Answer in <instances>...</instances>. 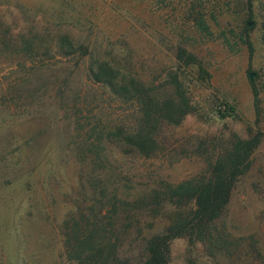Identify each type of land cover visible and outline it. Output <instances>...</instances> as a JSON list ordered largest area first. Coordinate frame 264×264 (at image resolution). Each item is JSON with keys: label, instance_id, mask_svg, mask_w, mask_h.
Wrapping results in <instances>:
<instances>
[{"label": "rangeland", "instance_id": "1", "mask_svg": "<svg viewBox=\"0 0 264 264\" xmlns=\"http://www.w3.org/2000/svg\"><path fill=\"white\" fill-rule=\"evenodd\" d=\"M179 48L197 65L179 62ZM96 62L194 111L163 121L143 155L117 135L140 125L139 107L91 79ZM258 127L264 0H0V264H78L66 233L83 215L114 225L118 264H144L147 240L177 213L153 193L208 178ZM252 160L210 235L172 241L168 264H264V140Z\"/></svg>", "mask_w": 264, "mask_h": 264}, {"label": "trees", "instance_id": "2", "mask_svg": "<svg viewBox=\"0 0 264 264\" xmlns=\"http://www.w3.org/2000/svg\"><path fill=\"white\" fill-rule=\"evenodd\" d=\"M249 7L252 14L251 2ZM246 43L252 58L253 45L250 41ZM84 49L88 51V48ZM177 58L187 67L198 63L197 57L184 48L177 50ZM98 68L100 69L97 70ZM105 69L110 73H105ZM88 71L94 82L107 87L117 97L130 96L139 107L140 125L132 131L119 130L117 135L121 136L127 145L137 148L143 155L152 153L156 145L154 133L163 121L177 124L186 114L194 111L187 98H183L179 104L172 100L166 101L165 104L161 103L153 93L154 91L143 81L135 77L122 76L120 66L96 62ZM176 81L177 87L180 81ZM252 91L256 113L255 124L259 126L261 122L260 91L255 85H252ZM263 140L264 132L259 127L256 131L252 130L247 139L235 137L232 146L222 153L212 166L208 178L187 180L177 185L169 184L164 190H157L153 193L151 197L153 203L167 202L175 206L177 213L163 233L153 235L147 240L148 258L144 264H168L171 243L177 238L189 237L191 241L196 242L204 241L210 235L213 223L226 212L236 183L250 171L253 164L252 157ZM189 204L193 207L185 213ZM114 209H117L116 205ZM97 217L95 215L91 219L96 220ZM83 218L86 219L83 221L82 228L76 224L66 233V244L70 257L78 264H118L121 262L122 240L114 225L109 224V229L104 227L100 221L92 223L90 216L83 215ZM110 220H115V218L110 217ZM107 230L110 231L107 232Z\"/></svg>", "mask_w": 264, "mask_h": 264}, {"label": "water", "instance_id": "3", "mask_svg": "<svg viewBox=\"0 0 264 264\" xmlns=\"http://www.w3.org/2000/svg\"><path fill=\"white\" fill-rule=\"evenodd\" d=\"M249 26H251V24ZM254 77H255V73H251L250 74V79H251L252 82H254Z\"/></svg>", "mask_w": 264, "mask_h": 264}]
</instances>
